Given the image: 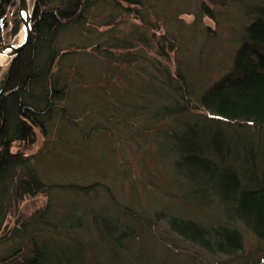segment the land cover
Wrapping results in <instances>:
<instances>
[{
	"label": "trees",
	"instance_id": "trees-1",
	"mask_svg": "<svg viewBox=\"0 0 264 264\" xmlns=\"http://www.w3.org/2000/svg\"><path fill=\"white\" fill-rule=\"evenodd\" d=\"M149 2L35 0L32 39L0 80V264L154 260V253L142 252L141 231L133 227L139 222L134 219L148 216L132 208L135 218L128 212L132 222L124 223L119 213L94 205L101 194L112 199L110 185L57 183L43 168L45 161L54 164L56 155L68 164L67 155L95 150L91 144L97 137L144 147L156 142L152 148L169 170L172 198L205 211L217 206L225 214L223 220L212 214L217 223L170 214V230L212 255L264 264L260 137L245 129L228 134L243 125L264 129V0L201 1L200 13L212 19L218 20L213 6L237 5L244 17L235 33L239 46L232 70L206 87L194 85L188 63L182 67L178 61L172 70L160 58L177 51V37L169 29L158 35L160 20H170L159 12L158 20H151ZM17 4L0 0V45L21 28ZM125 16L146 25L139 22L125 32L120 27ZM69 31L78 38L63 45L61 37ZM38 133L45 145L31 153ZM95 161L103 171L105 160ZM39 194L46 203L21 215L19 202ZM242 229L258 241L249 250ZM170 245L165 249L179 253L177 264H199ZM172 254L160 264H170Z\"/></svg>",
	"mask_w": 264,
	"mask_h": 264
},
{
	"label": "rangeland",
	"instance_id": "rangeland-1",
	"mask_svg": "<svg viewBox=\"0 0 264 264\" xmlns=\"http://www.w3.org/2000/svg\"><path fill=\"white\" fill-rule=\"evenodd\" d=\"M31 7L34 6L35 0H29ZM202 0H150L149 6L151 7V20H158L159 15L163 14L169 22H163L161 19V26L158 27V35L166 32L167 29L176 35L174 40L177 51H169V54L160 57L164 62H167L172 70L177 68V62L180 61L183 65L189 64V73L193 76L194 85L203 87L220 79L223 75L229 73L233 67V59L238 48L236 42V30L239 29L243 20V15L238 12L239 7L236 6H213L216 9V16L218 20L212 19L209 16L200 13V5ZM127 5V4H126ZM156 11V12H155ZM242 15V16H241ZM126 17V16H125ZM165 21V20H164ZM142 25L144 22L141 19H135L133 16L124 18V22L120 24L121 29L125 32L129 30L132 25ZM163 22V23H162ZM210 27V31L208 30ZM105 29V26L102 27ZM150 29L148 33L154 31ZM215 34H212V32ZM74 31L66 32L61 37L63 45H68L77 40V36L73 35ZM234 33V34H233ZM85 34V33H83ZM211 34V36H209ZM20 30L11 40L17 42L19 39ZM94 35V34H93ZM92 39L89 43V48L93 47ZM169 49V47H167ZM149 52L153 54L152 49ZM182 57L181 60L178 59ZM159 58V57H158ZM10 59L7 58L5 63L2 64V71L0 80L5 75ZM190 75V76H191ZM199 89V88H198ZM229 128V127H228ZM237 128V127H236ZM237 129H230L228 134L242 133L243 129L247 130L252 137H260L258 145L259 156L261 153L264 155V129H255L243 126ZM95 150H83L80 154H69V163L64 164L62 157L56 155L55 162L52 164L50 160L45 161L44 170L50 180L57 183L68 184H86L94 183L96 180L104 182L111 187L112 199L110 195L101 194L94 201L96 208H105L104 210L109 213H119V216L125 223H131L130 218H135V213L131 209H137L141 215H146L143 218L134 219L138 224H134L136 231H141V247L143 253L147 252L155 254L154 260L150 259V264H160L161 260H167L171 257L170 253L165 249L167 243L171 244L169 248H174L179 251L183 250L191 259L198 261L199 264H238V260H229L230 258L222 255H212L205 249L199 246L192 245L184 241L180 236L174 234L170 230L167 222V217L171 215L183 216L186 219H193L197 222L211 223L216 222L212 217L217 215L221 220L225 218V214L221 212L217 206L209 208L205 211L203 208L188 206L179 200L173 199L174 194H170L171 186L166 184L167 175L170 173L166 164L160 162L155 158V148L151 144L140 143H122L111 140L107 137L93 140ZM113 143L116 149H108L107 144ZM44 138L38 133V142L34 149L31 151L37 152L44 147ZM19 146L14 145L13 150H17ZM103 149H107L109 154ZM121 149V150H117ZM85 151V152H84ZM57 152L60 153L58 147ZM64 154V153H63ZM102 156V157H101ZM106 156V157H105ZM166 157V156H165ZM105 160L103 171L97 170L96 159ZM59 159V160H58ZM168 159V157L166 158ZM93 160V161H92ZM262 160V159H261ZM264 161V160H262ZM62 163V164H61ZM264 164V163H260ZM264 167V166H263ZM168 170V171H167ZM168 173V174H167ZM170 185V184H169ZM47 201L45 195H37L32 198H27L19 202V212L21 215H28L37 207L44 205ZM118 205V206H117ZM193 207V208H192ZM128 212L132 217H128ZM13 214V213H12ZM11 214V215H12ZM213 214V215H212ZM11 218V219H10ZM10 222L15 219V216L10 217ZM131 224V225H133ZM12 225V223L10 224ZM142 227V229H141ZM139 230V231H138ZM245 247L247 250L251 249L257 244L255 235L246 229H242ZM139 237V238H140ZM168 241V242H167ZM177 246V248L175 247ZM174 251V250H173ZM176 252L174 251V254ZM178 254H172L173 260L170 264H177L180 260ZM176 256V257H175ZM170 261V260H169ZM174 262V263H173ZM180 264V263H179Z\"/></svg>",
	"mask_w": 264,
	"mask_h": 264
},
{
	"label": "water",
	"instance_id": "water-1",
	"mask_svg": "<svg viewBox=\"0 0 264 264\" xmlns=\"http://www.w3.org/2000/svg\"><path fill=\"white\" fill-rule=\"evenodd\" d=\"M18 7H19V14L21 17V28L20 31L24 30V37L20 41L17 42H9L0 45V55H4L7 58L13 60L17 54L25 47L27 46L31 39L33 34V10L34 6L31 7L29 0H18ZM2 71V64H0V74Z\"/></svg>",
	"mask_w": 264,
	"mask_h": 264
},
{
	"label": "bare ground",
	"instance_id": "bare-ground-1",
	"mask_svg": "<svg viewBox=\"0 0 264 264\" xmlns=\"http://www.w3.org/2000/svg\"><path fill=\"white\" fill-rule=\"evenodd\" d=\"M23 37H24V30L22 29V30L20 31V35H19V39H20V41L23 39ZM6 60H7V57H6V56H4V55H0V64L5 63Z\"/></svg>",
	"mask_w": 264,
	"mask_h": 264
}]
</instances>
